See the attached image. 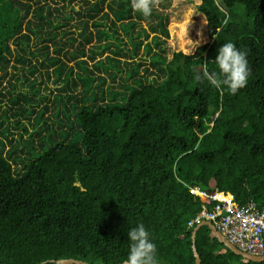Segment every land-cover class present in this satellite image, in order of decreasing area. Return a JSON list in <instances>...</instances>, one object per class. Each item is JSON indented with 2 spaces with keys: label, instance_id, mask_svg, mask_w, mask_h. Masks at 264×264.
<instances>
[{
  "label": "trees",
  "instance_id": "trees-1",
  "mask_svg": "<svg viewBox=\"0 0 264 264\" xmlns=\"http://www.w3.org/2000/svg\"><path fill=\"white\" fill-rule=\"evenodd\" d=\"M48 1L0 0V264H123L137 224L157 264H195L189 223L221 200L193 187L264 211V0H220L227 16L200 0L209 42L168 62V18L155 7L144 17L131 0ZM142 23L154 37L140 70ZM229 41L250 67L235 95L195 78ZM194 246L200 264H252L207 227Z\"/></svg>",
  "mask_w": 264,
  "mask_h": 264
},
{
  "label": "clouds",
  "instance_id": "clouds-1",
  "mask_svg": "<svg viewBox=\"0 0 264 264\" xmlns=\"http://www.w3.org/2000/svg\"><path fill=\"white\" fill-rule=\"evenodd\" d=\"M216 2L218 10L227 16L220 0ZM130 6L134 11L148 17L152 14L155 0H131ZM197 15L200 14L197 13ZM196 46L189 40L187 48L189 55ZM247 56V51L239 49L233 42L222 43V46L217 49L215 59L211 61L214 67L209 69V63L202 64V72L200 75L195 74V78L199 84H206L219 91L226 90L229 94L235 95L246 86L250 75ZM127 240L128 253L123 264H157L156 245L150 239V233L143 224H137L129 229Z\"/></svg>",
  "mask_w": 264,
  "mask_h": 264
},
{
  "label": "rangeland",
  "instance_id": "rangeland-1",
  "mask_svg": "<svg viewBox=\"0 0 264 264\" xmlns=\"http://www.w3.org/2000/svg\"><path fill=\"white\" fill-rule=\"evenodd\" d=\"M48 3L51 5L50 7H56L61 6V2L56 0L52 4L48 1ZM200 4V0H167V1H157L155 0V8L163 13L168 18L167 23V31H168V37L167 39H164L163 36L159 35V40L163 42L162 48L164 49L165 56L167 58V62L171 60L172 55L177 52H181L184 55H189L187 52V48L189 46V40L193 42V44H196L197 46L191 53V55L195 52V50L199 47L204 46L209 42V30L206 26V21L203 16L197 15L198 12V5ZM68 9V8H67ZM200 14V13H199ZM203 19V20H201ZM205 22V23H204ZM182 26V27H181ZM140 27L144 29L145 31L149 32L148 38L145 40V38L141 37L140 40H142V45L139 47L138 51V60L141 61L143 59V53H144V45L146 43H149L152 45V38L154 37L153 32H151L148 29L147 23L140 24ZM93 31L94 29L91 28ZM72 31V29H70ZM118 32L120 33L121 37L123 38L124 43H126V39L122 36L121 31L118 29ZM199 43L197 44V42ZM9 46L11 48V51L13 55L15 56V46L12 43H9ZM89 47V45H85V50ZM111 49H114L112 47ZM126 51H130L132 49V45L125 44V47H123ZM157 48L152 46V51H156ZM52 55V54H51ZM104 57V55L102 56ZM29 58V57H28ZM85 59V58H84ZM121 61L124 59L119 58ZM87 62V59H85ZM31 63H35V59L30 58ZM39 61L40 58H39ZM66 62V61H64ZM77 59L68 61V66L72 67L74 69V73H77V66H76ZM143 63V67L140 68L142 70L144 67L151 68L148 59L146 61H141ZM87 65L90 67L93 65V62L88 61ZM46 69H42L41 72L48 71L50 77L47 79L45 76H43V80L45 81L44 85L47 87L50 91L54 92V89L56 88V85L54 83V76L51 74V66H46ZM24 72V73H23ZM23 75H28L26 71H23ZM11 73L14 74V71ZM36 76V75H35ZM23 78V76H22ZM30 80H33L34 77H29ZM14 77L7 76V81L10 84H14ZM109 83V80H106V84ZM2 86H5V81H3ZM25 91H28L26 88H24ZM41 94H47L48 92H45L44 88L40 87ZM6 101V95L4 102ZM6 107V105H4ZM4 109V108H3ZM252 263V262H251ZM252 264H262V263H252Z\"/></svg>",
  "mask_w": 264,
  "mask_h": 264
},
{
  "label": "built area",
  "instance_id": "built-area-1",
  "mask_svg": "<svg viewBox=\"0 0 264 264\" xmlns=\"http://www.w3.org/2000/svg\"><path fill=\"white\" fill-rule=\"evenodd\" d=\"M191 190L211 201L221 200V205L210 211L202 205L189 226L209 221L220 236L239 251L264 257V211L258 213L251 208L240 207L230 197L216 191L208 193L195 187Z\"/></svg>",
  "mask_w": 264,
  "mask_h": 264
},
{
  "label": "water",
  "instance_id": "water-1",
  "mask_svg": "<svg viewBox=\"0 0 264 264\" xmlns=\"http://www.w3.org/2000/svg\"><path fill=\"white\" fill-rule=\"evenodd\" d=\"M202 71V67L201 66H197V74L199 75L200 72ZM201 227H207L210 232L212 233V235L214 236V238L221 243L225 248H227L228 250H230L233 254L240 256L242 259L252 262V263H264V257H254L251 255H248L246 253H243L241 251H239L238 249H236L233 245H231L230 243H228L226 240H224L220 234L218 233V231L214 228V226L212 225L211 222L209 221H202L199 224H197L194 229L191 232V242H192V252L193 255L195 257V264H200V260L197 256L196 250H195V246H194V241H195V236H196V232L198 231L199 228ZM57 264H88L86 262L83 261H78V260H73V259H68V260H59L57 261Z\"/></svg>",
  "mask_w": 264,
  "mask_h": 264
}]
</instances>
